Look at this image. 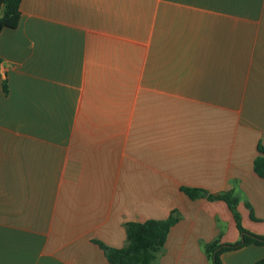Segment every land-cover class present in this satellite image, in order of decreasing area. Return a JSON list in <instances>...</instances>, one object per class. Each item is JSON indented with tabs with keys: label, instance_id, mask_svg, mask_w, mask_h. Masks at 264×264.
Masks as SVG:
<instances>
[{
	"label": "crops",
	"instance_id": "1",
	"mask_svg": "<svg viewBox=\"0 0 264 264\" xmlns=\"http://www.w3.org/2000/svg\"><path fill=\"white\" fill-rule=\"evenodd\" d=\"M21 13L0 34V264H110L96 241L125 248L129 222L172 215L153 264H214L206 246L242 235L208 198L226 191L264 236V0H22ZM220 259L258 264L264 246Z\"/></svg>",
	"mask_w": 264,
	"mask_h": 264
},
{
	"label": "trees",
	"instance_id": "2",
	"mask_svg": "<svg viewBox=\"0 0 264 264\" xmlns=\"http://www.w3.org/2000/svg\"><path fill=\"white\" fill-rule=\"evenodd\" d=\"M22 0H0V34L6 28H17L21 18ZM2 15V16H1ZM0 57V75H1ZM5 89L6 86L4 85ZM259 152L264 154V149L259 146ZM255 173L264 178V156L259 157L254 166ZM182 192L191 199H197L205 190L200 188L181 187ZM210 200H222L228 203L229 207L234 211V217L237 226L241 232V240L235 244H220L215 241L206 246V251L214 264H223L221 261L222 254L230 251L239 250L245 246H264V236L255 235L246 230L241 223V217L236 211L238 198L233 192H221L218 194H209ZM178 219L172 215L164 221L149 220L144 223L129 222L127 224V236L129 244L125 248H110L102 242L96 241L104 251L110 264H153L155 255L160 252L168 238L169 232L177 223ZM258 264H264V259Z\"/></svg>",
	"mask_w": 264,
	"mask_h": 264
},
{
	"label": "water",
	"instance_id": "3",
	"mask_svg": "<svg viewBox=\"0 0 264 264\" xmlns=\"http://www.w3.org/2000/svg\"><path fill=\"white\" fill-rule=\"evenodd\" d=\"M2 16V15H1Z\"/></svg>",
	"mask_w": 264,
	"mask_h": 264
}]
</instances>
